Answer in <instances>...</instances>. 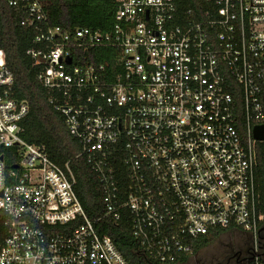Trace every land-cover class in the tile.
<instances>
[{"label":"built area","instance_id":"built-area-1","mask_svg":"<svg viewBox=\"0 0 264 264\" xmlns=\"http://www.w3.org/2000/svg\"><path fill=\"white\" fill-rule=\"evenodd\" d=\"M8 4L23 27L47 20L42 0ZM115 4L110 30L49 28L36 39L45 49L31 52L106 215L131 214L144 264H200L184 257L190 241L215 229L249 235L233 264H264V140L255 136L264 126V0H206L201 20L181 15L177 0ZM101 48L113 63L88 60ZM13 85L0 50V264H132L87 216L69 165L22 138L30 107L11 97Z\"/></svg>","mask_w":264,"mask_h":264},{"label":"trees","instance_id":"trees-1","mask_svg":"<svg viewBox=\"0 0 264 264\" xmlns=\"http://www.w3.org/2000/svg\"><path fill=\"white\" fill-rule=\"evenodd\" d=\"M42 1L47 20L40 22L39 28H27L21 25L23 13L10 7L8 0H0V50L5 52L6 68L14 78L11 97L26 101L30 107L29 114L21 121V136L28 144L45 147L49 157L59 166L69 165L76 178L77 195L87 216L95 222L98 233L110 237L127 261L132 264H144L133 235L131 214L126 211L120 222H115L106 215L101 185L86 157L82 155V146L71 136L64 119L51 102L52 95L41 84L38 78L40 67L35 64L31 54L45 49L47 44H38L36 39L48 32L49 28L61 27L67 32L84 27L92 30H110L116 22L115 0ZM177 4L181 15L192 10L197 20L202 19L201 15L208 7L206 0H177ZM88 60L93 64L113 63L112 50L93 49ZM120 172L123 177L120 178V188L124 195H127L129 186L124 169L120 168ZM256 176L258 193L264 207V144L258 145ZM0 218L3 217L0 215ZM3 226V219H0V227ZM225 233L223 229H215L209 235L190 241L193 252L199 253ZM184 257L189 259V256Z\"/></svg>","mask_w":264,"mask_h":264},{"label":"rangeland","instance_id":"rangeland-1","mask_svg":"<svg viewBox=\"0 0 264 264\" xmlns=\"http://www.w3.org/2000/svg\"><path fill=\"white\" fill-rule=\"evenodd\" d=\"M233 231L226 232L223 236L220 237L215 243L209 247L201 250L199 253H194L189 257L192 259V262H198L200 264H221L226 262L225 253L231 247L244 248L246 243H249L248 240L244 237L243 234L235 233Z\"/></svg>","mask_w":264,"mask_h":264},{"label":"flooded vegetation","instance_id":"flooded-vegetation-1","mask_svg":"<svg viewBox=\"0 0 264 264\" xmlns=\"http://www.w3.org/2000/svg\"><path fill=\"white\" fill-rule=\"evenodd\" d=\"M244 237L248 240L249 243H246L244 248H239V247H231L230 249H228L227 251H224L225 253V260L226 262L221 263V264H233V258L240 253H248L249 252V246H250V237L248 234H243Z\"/></svg>","mask_w":264,"mask_h":264},{"label":"water","instance_id":"water-1","mask_svg":"<svg viewBox=\"0 0 264 264\" xmlns=\"http://www.w3.org/2000/svg\"><path fill=\"white\" fill-rule=\"evenodd\" d=\"M71 62H72V59L69 58V59H68V63L70 64ZM255 136H256V139H258V140H261V141L264 140V126H262V127H258V128L255 130Z\"/></svg>","mask_w":264,"mask_h":264}]
</instances>
